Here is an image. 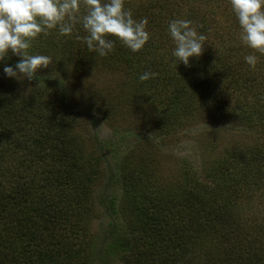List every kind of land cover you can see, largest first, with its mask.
<instances>
[{"label":"trees","instance_id":"obj_1","mask_svg":"<svg viewBox=\"0 0 264 264\" xmlns=\"http://www.w3.org/2000/svg\"><path fill=\"white\" fill-rule=\"evenodd\" d=\"M184 1L190 5L182 16L179 12L184 5H180V0H138L130 9L133 19L147 18L146 31L151 34L148 42L165 34L170 36L168 26L173 20L191 21L197 33L207 37L200 56L205 58L206 64L214 65L212 59L219 61L236 47L237 55L229 62L226 58L220 68L226 70L230 88L240 91L238 94L232 89L226 91L236 95L235 106L227 117L238 116V120H242L244 110L238 96L247 91L240 87L244 85L250 92L255 84V88L264 93V56L258 55V72L251 67L244 68L241 55L246 52L245 45L238 37L235 39V34H228V29L237 26L228 0L226 5L219 1L221 17L217 21L214 18L218 12L210 9L218 0L214 3L211 0ZM194 4L209 9L207 15L194 16ZM54 33L59 34L58 29L50 30L46 36L42 33L43 39L34 40L28 51L45 45L43 41ZM86 35L77 24L68 36L74 39L70 44L75 51L62 44L58 61H68L75 53H80L78 57L85 54L68 62L75 71L78 63L92 61V57H88L91 52L82 39ZM80 43L83 44L81 49L76 47ZM151 45L146 43L140 50L148 49L143 51L145 58L156 57ZM212 47H215L213 51ZM49 51H55L54 47ZM140 51L133 53L127 47L118 51L115 44L112 51L115 59L100 56V63L119 66L128 75L134 71L130 65L132 58H139ZM20 58L7 56L0 61V264H264V227L238 228L237 221V201L247 192L250 180L245 179L250 175L247 164L264 167V152L260 147H254L248 157L242 153L229 157L234 163L230 168L227 160L216 163L200 175L201 179L184 174L180 179L161 183L147 176L143 165L128 170L126 155L119 160L118 170L114 172L99 142L94 140L90 150H83L71 123L52 119L53 101L48 95L36 93L40 98L36 101L33 93L27 94L10 81L2 70V62L14 68ZM150 60L156 63L155 59ZM152 62L143 71L151 72ZM135 71V87L142 86L144 91L156 87L158 79H162L157 77L155 82L148 79L142 85L137 78L143 71ZM192 71L183 77L181 86L172 78L167 81L168 87L180 91L182 97L173 98L176 102L187 96V101L196 104L197 99L208 100L211 93L219 94L220 75L202 77L201 72ZM43 79L40 78L49 82ZM253 95L250 108L257 111L256 103L262 99L256 92ZM61 108L67 110L65 101ZM257 118L258 124L264 123V111L260 115L257 111ZM102 178L106 181L95 196ZM237 180L243 186L233 190L237 198H232V204H228L226 187ZM95 215L100 224L96 231H91L88 223ZM213 220L222 222V226L210 232L207 226ZM224 229L226 234L221 232ZM65 245L69 254L62 248ZM55 247L58 248L54 250Z\"/></svg>","mask_w":264,"mask_h":264},{"label":"rangeland","instance_id":"obj_2","mask_svg":"<svg viewBox=\"0 0 264 264\" xmlns=\"http://www.w3.org/2000/svg\"><path fill=\"white\" fill-rule=\"evenodd\" d=\"M211 1V3L215 2V0ZM219 1H217L216 6L210 9V11L218 12L214 21L221 17L219 16L221 12ZM221 1L225 5L227 4L226 0ZM128 3L129 6H127ZM137 3L138 0H125V8H134ZM228 4L231 7L229 0ZM180 5H184L179 12V16H182L190 4L180 0ZM201 7L202 5L198 7L194 4V16L207 15L209 9ZM83 11L84 9L81 8V12ZM182 20L186 19L182 18ZM236 23L237 26L228 29V34H235V39L238 37L237 39L241 41V28L238 19H236ZM41 34L34 40L43 39ZM52 36L46 37L47 41H43V43L46 42L45 45L35 47L29 52L30 55H47L53 59L52 64L47 69H41L37 73L39 79L28 81L27 79L11 78L10 81L19 85L23 90L25 89L27 94L33 93L36 101H40L36 93L44 92L46 96L48 95V98L53 101L52 119L70 122L72 131L77 133L82 141L83 150H90V144L94 140L99 142L110 159L114 172L118 170L119 160L126 155L127 163L125 165L128 170H133V166L143 165L149 174L147 176L161 183L167 180L180 179L184 174L186 177L197 178L199 176L197 179H201L200 175L208 172L216 163L222 161L226 163L227 160L230 162L228 168L234 165L229 158L232 155L236 156L242 153L248 157L254 147H260V151L264 152V123L258 124L260 122L257 118V111L259 115L264 111L261 109L262 104H264V93H260L255 88V84L250 92L244 85L240 87L242 91L244 89L247 91L242 96H238L240 103L243 104L242 120H238V116L236 118L227 117V114L235 106L234 97L236 95L234 94H238L240 91L230 88L228 85L229 77L226 80V70H221L220 65L226 63V58L228 62L232 61L233 55H237L236 47L232 48V46L230 53H226L219 61L212 59L214 65L210 62L206 64L205 58L202 56L198 59L190 58L191 66L186 67L173 56L175 45L171 37L165 34L161 38L155 37L151 38L152 41H147V44H152L151 46L155 49L156 57L152 58L156 60V63L150 60L152 58L142 56L143 51H148L144 48L143 51H140L142 54L139 58H132L130 65L131 70H134L133 73L125 75L119 66L114 67L111 64L100 63V56L95 52L88 55V57H92L93 63L90 60L82 61L75 65L76 71L71 69L68 62L73 60V57L83 58L85 54L78 57L80 53H75L68 61L67 59L63 62L58 61L61 57V52H59L61 45L67 44L68 47L73 48L70 41L74 39H70L69 35L61 36L57 33ZM224 37L226 39V32ZM79 45L76 44V47L83 48L82 43ZM51 46L54 47L55 51H49ZM116 47L120 51L125 46L117 41ZM244 47L246 52L241 55V59L246 65L244 68L249 70L250 66L244 57L253 54V50L246 45ZM211 49L213 51L215 47ZM256 55L259 54L256 53ZM8 57L17 58V56L12 55L10 50ZM106 58L115 59V55L110 52ZM150 62L154 64L151 66V73H156V76L150 78V81L155 82L157 77L162 79H158L156 87L144 91L142 86L135 87L133 76L137 73L135 70L143 71ZM2 64L3 70L6 64L4 62ZM204 68L206 70L203 72ZM256 68L253 70L254 72H258ZM192 70L201 72L202 77L213 78L215 74L220 75L219 94L214 96L209 92L211 97L208 100L197 99L196 104L187 101V96L178 100L181 102H176L174 99L182 97L180 91L172 86L168 87L167 81L172 78L176 85L181 86L184 83L183 77L191 74ZM143 73L145 71L140 75ZM176 77L178 80L175 79ZM40 78L49 80V82H43ZM159 83L165 84L160 85ZM146 85L148 86V84ZM162 86H166V89ZM231 89L234 94L226 93ZM122 90L125 91V94L122 93ZM255 92L262 99L256 103L257 111L250 108ZM212 98L214 101H210ZM61 99L65 101L66 111L61 108V104L64 102ZM247 165L250 169V175H246L245 179L247 182L250 180L247 192L239 199L240 201H237L239 209L237 221L239 223L238 228L254 230L264 227V167ZM105 181L106 178H102L96 187L95 196L101 192ZM242 186L237 180L226 187V203L232 204L230 203L232 198H237L233 190H239V187ZM88 224L91 231H96L100 224L99 217L91 216ZM221 226L222 222L213 220L208 223L207 229L212 232ZM226 231V229L221 230L225 234ZM57 248L55 247L54 250ZM62 248L65 250L66 245ZM65 251L69 254L67 249Z\"/></svg>","mask_w":264,"mask_h":264},{"label":"clouds","instance_id":"obj_3","mask_svg":"<svg viewBox=\"0 0 264 264\" xmlns=\"http://www.w3.org/2000/svg\"><path fill=\"white\" fill-rule=\"evenodd\" d=\"M238 19L240 39L253 50L244 57L255 70L258 56H264V0H229ZM81 8L84 9L81 12ZM79 24L87 33L82 39L89 52L106 57L117 41L133 53L143 49L150 34L146 31L147 18L133 19L125 0H0V61L9 54L21 57L15 67L5 66L10 78L32 81L41 69L53 62L51 56L30 55L31 42L39 34L47 35L58 29L61 36L70 35ZM189 20H173L168 32L175 48L173 56L186 67L192 57L199 58L207 37L198 34ZM114 39H112V38ZM156 73L140 75L141 82L154 78Z\"/></svg>","mask_w":264,"mask_h":264}]
</instances>
